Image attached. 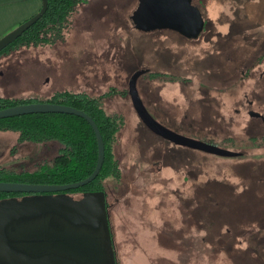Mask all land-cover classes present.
<instances>
[{"label":"rangeland","instance_id":"374dc122","mask_svg":"<svg viewBox=\"0 0 264 264\" xmlns=\"http://www.w3.org/2000/svg\"><path fill=\"white\" fill-rule=\"evenodd\" d=\"M215 1L200 5L196 0L194 4L207 22L215 24V31L227 32L231 28L233 39L240 38L235 44L246 57L242 63L249 61L250 71L239 70L244 67L238 64L242 58L230 62L239 71L235 81L222 85L206 75L209 69L204 65L209 62L205 60L215 52L213 42L219 40L216 34L213 41H177L168 32L135 28L131 16L139 0H86L75 9L63 39L54 45L38 46L42 50H35L32 59L21 58L34 64L26 65L24 79L8 88L12 94L42 96L59 90L85 93L100 99L109 115L123 119L114 153L122 179L103 180L113 207L111 228L118 264H244L237 256L246 255V251L250 252V260L264 259V248L261 255L251 250L255 242L264 238L259 226L252 230L249 226L236 231L230 228L234 235L244 232L226 244L223 240L229 232L227 227L221 224L220 231L213 233V227L196 220L190 212L195 206V201L190 200L195 198L196 189L219 180L242 192L253 180L257 161L264 159V137L253 142L246 127L250 108L264 114V84L259 79L264 68V0ZM244 32L247 38L235 36ZM9 55L0 57L6 60ZM256 55H261L260 59ZM141 70L175 76L173 81L166 76L142 75L138 81L141 100L160 123L179 134L242 155L222 157L189 150L195 177L186 166L173 168L160 163L153 144L156 136L136 114L129 94L130 78ZM257 94L263 96L261 100ZM203 103L210 105L215 117L206 118L200 111L205 107ZM183 115L194 121V130L169 123L172 117L181 122ZM145 133L153 136L147 142L143 140ZM19 134L0 131V167L9 171L35 170L36 165L59 152L56 141L21 145ZM262 134L264 131L257 135Z\"/></svg>","mask_w":264,"mask_h":264},{"label":"water","instance_id":"95a60500","mask_svg":"<svg viewBox=\"0 0 264 264\" xmlns=\"http://www.w3.org/2000/svg\"><path fill=\"white\" fill-rule=\"evenodd\" d=\"M42 8L0 39V52L22 36L48 9ZM193 0H139L131 19L143 32L171 30L187 38L197 39L206 20ZM149 70L133 73L129 82L131 101L144 126L174 145L222 157H238L242 153L213 143L179 134L160 123L149 113L138 89L139 78ZM34 113H65L85 118L98 140V161L87 178L67 184H35L0 181V192L53 194L75 190L95 180L102 171L106 145L101 129L85 111L58 103L34 102L0 110V119ZM82 201L63 194L34 197L22 202H0V264H118L117 252L107 196L103 191L87 192Z\"/></svg>","mask_w":264,"mask_h":264},{"label":"trees","instance_id":"16d2710c","mask_svg":"<svg viewBox=\"0 0 264 264\" xmlns=\"http://www.w3.org/2000/svg\"><path fill=\"white\" fill-rule=\"evenodd\" d=\"M48 1L49 5L45 14L22 36L0 52V56L23 47L30 48L40 45H54L58 40L63 39L65 33L69 31L72 25L71 19L76 11L75 9L80 3H83L86 0ZM206 1L208 3L210 2V0H197L200 5H204ZM215 2H219V0ZM213 25L215 27L214 23ZM230 29H228L227 32L217 31V33H222L224 38V36L230 35ZM246 29H248L247 26ZM155 32L174 33V31L171 30L153 31V33ZM235 36L247 38L245 32L243 35L236 33ZM239 39L234 38L228 42V38H224L223 42L227 41L230 44L228 48L231 50L233 54L232 56L235 57V60L242 58L241 62L239 61L238 64L241 63L244 65L243 68L246 69L242 70L246 73L250 71L248 70L250 68L249 61L242 63L243 59L246 57H242V53H239L237 50L235 43ZM262 46V51L264 52V45ZM215 49L217 50L216 47ZM209 55L210 54L207 56ZM228 56L229 53H226L223 50V63L226 64L230 70L233 68V65L230 64V62L232 63L234 60H229ZM260 57L261 55L259 56V59ZM236 66L237 65H234V67ZM147 74H149L148 76L151 78L166 76L168 78L170 77V80H175V76H173V74L170 75L168 72L150 73L149 71ZM34 102L58 103L81 109L88 113V115H91L101 129L104 138L103 141H105L106 145V158L101 173L88 185L66 192L76 194L78 192H105L104 179L108 177H113L116 181L122 179V171L121 167H119L120 162L114 153L116 143L118 142V135L122 128L121 126H123V119H118L109 115L98 98L91 97L85 93L60 90L53 93L45 100H40L34 97H0V110L19 104ZM251 121H253L252 116L246 127L250 133L249 135L251 136L252 141L256 142L257 140H260V137L264 136H258L256 133V135H254V133L249 130ZM0 131H18L20 133L18 143L21 145L25 143H50L53 141L60 144L58 154L55 155L53 159L44 160L42 163L36 165L37 167L35 170L9 171L7 168L0 167V181L35 184H67L87 178L92 174L95 169L94 167L97 165V136L91 124L85 118L65 113L27 114L21 115V117L16 116L8 119H0ZM148 131L152 133L150 130ZM152 134L156 136L154 133ZM16 148L17 144L14 149ZM263 169L264 159L260 158L252 170V175L254 176L251 184L248 188L239 193L233 186L225 184L219 180L210 181V183H206V186L196 189V196L194 198V217H196V220L208 223L209 226L213 227V233H218V231H220L221 224L223 227H227L229 232L225 233L226 239L223 240L227 242L226 244L233 240V236L236 235V237H239L244 232L243 230V232L234 235L231 229L236 231L241 229V227L249 226L252 230L259 226V231L262 229L264 230ZM4 194L6 193L0 192V196H3ZM255 236L259 237L260 235L259 233H255ZM260 239L262 242H255L254 246L251 248V250H255L257 254H260L261 249L264 248V238ZM245 254L246 255H238L237 260L244 264H264V259L258 257L255 260H250V256L247 255L250 254V252L246 251Z\"/></svg>","mask_w":264,"mask_h":264},{"label":"flooded vegetation","instance_id":"af4514ba","mask_svg":"<svg viewBox=\"0 0 264 264\" xmlns=\"http://www.w3.org/2000/svg\"><path fill=\"white\" fill-rule=\"evenodd\" d=\"M215 30H216V28L214 27L213 23L210 21L209 22L206 21L205 28L202 31L201 35L197 39L187 38L186 36H184L181 33H178V32L175 33V31L171 35H173L172 37H174V35H175L177 41L183 40V41H188L191 43H196V42H200L204 38H205V40H212L213 41V38L215 37V34H216L219 37V40L216 42L214 41L213 46L216 47L217 50L214 49L215 52H213L212 54L209 53L210 55L205 60L206 62H209V64L204 65V68H209V70H207L208 74H206V75L209 77V79L211 81L219 80L221 82V84L227 83V82H232L230 80L235 81L238 79L237 77L239 76L238 75L239 71L235 70L237 68V66L233 67L232 69L229 70L228 66L223 63V58H222L223 50H224L226 53H229L228 59L229 60L233 59L235 61V59H234L235 57L232 56L233 54H232L231 50L228 48L230 46V44L228 42L230 40H232L233 37L231 35H226V36H224V38H228V42L227 41L223 42V34L220 32L217 33V31H215ZM155 33H158V32H155ZM230 56H232V57H230ZM241 60H240V62H241ZM242 69H239V70H241V72H244V70H242ZM16 72L17 71L10 68V71L8 72L10 75V78L8 79L7 82H12L14 80V78L18 77L16 75L17 74ZM147 73H149V71ZM147 73H145L144 75H149ZM260 75H261V76H259V79H261L260 82H262L264 84V68H262V72L260 73ZM229 77H231V78L229 79ZM223 81H226V82H223ZM256 96H258L259 100H261L260 97H263V96H260L259 94H257ZM249 104H251V106H253L254 102L250 101ZM203 106H205V107L200 111L206 116V118L214 116L213 111H211L212 109L210 108L209 104L203 103L202 107ZM249 112L251 113L250 115L253 118V121L250 122L249 130L252 131L254 133V135L259 134L260 132L264 131V114L258 110L256 111V110L251 109V108H250ZM220 115H223V113L220 112ZM187 121H190V122H187ZM169 123L174 124V125H178V126L180 125V127H183V128H185V126H187V130H189V131L194 130V125H193L194 121L187 118L186 115L185 116L183 115V119L181 120V122L177 121V119L172 117V118H170ZM145 134H146V136L143 138V140L145 142H147L151 137H153L149 133H145ZM262 135H264V134H262ZM153 139H154L153 140L154 142L153 141L152 142L154 144V147L156 148L157 155L161 159L160 163H163V165H170L173 168H180L181 166H186L188 168V173L195 177L194 167H192L194 165L192 164V161L190 158V156L193 157V155H191L190 151H189V150H193V149L187 148V150H186V147L172 145L170 141L163 139L162 137L157 136V135H156V138L153 137ZM156 144H157V146H155ZM146 145H147V143H146ZM165 168H167V167H165ZM85 193H87V192H82V193L78 192L77 193V194H79L78 196L74 195L76 193H68V192L53 193V194H33V193H24V194L23 193H11L10 194V193H6L3 196H0V202H9V201L22 202L25 199H31L34 197H42V196H47V195L57 197L58 195H61V194H63L66 197H69L75 201H82L85 198V195H84ZM107 193L108 192L105 191V194L107 196V207H108L109 216H110L109 220L111 223V219H112L111 209L113 207H112V204L110 203V201L108 199ZM190 201H194V199L192 198ZM190 212L193 214V217H194L195 216L194 215L195 210L193 207L190 208ZM111 226H112V223H111ZM112 228H113V226H112Z\"/></svg>","mask_w":264,"mask_h":264},{"label":"crops","instance_id":"0c3cea01","mask_svg":"<svg viewBox=\"0 0 264 264\" xmlns=\"http://www.w3.org/2000/svg\"><path fill=\"white\" fill-rule=\"evenodd\" d=\"M42 8V0H0V39L5 37L6 34L17 28L28 19L35 16L38 11ZM39 47L26 49L13 50L10 53L9 58L2 60L0 57V97H11V98H38L40 100H45L52 95H40L33 93L34 95H28L26 93L12 94L8 89L10 85H18L24 78L26 65L34 64L31 63L29 59L22 60V57H31L34 55V51L38 53L42 49ZM46 49V48H45ZM40 53V52H39ZM16 57L17 60H11V58ZM14 69L17 71L16 75L18 77L14 78L12 82H7L10 78L9 71ZM3 84L5 86H3ZM126 194V193H125ZM116 205V200H114Z\"/></svg>","mask_w":264,"mask_h":264}]
</instances>
